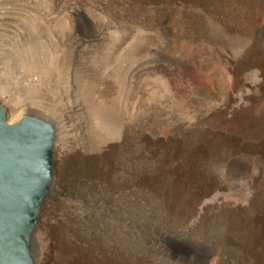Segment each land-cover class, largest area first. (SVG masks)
Returning <instances> with one entry per match:
<instances>
[{"label": "rangeland", "instance_id": "374dc122", "mask_svg": "<svg viewBox=\"0 0 264 264\" xmlns=\"http://www.w3.org/2000/svg\"><path fill=\"white\" fill-rule=\"evenodd\" d=\"M261 52L264 0H0V103L9 124L45 119L54 157L110 155L117 181L161 174L171 145L264 107L263 73L249 64ZM211 170L229 201L248 198L251 161ZM59 198L66 216L76 211L65 238L78 234V254L96 241L116 262L133 252L147 258L140 264H208L215 252L202 232L170 225L152 199L71 206ZM30 250L35 264L58 258L46 228L32 232Z\"/></svg>", "mask_w": 264, "mask_h": 264}, {"label": "bare ground", "instance_id": "6f19581e", "mask_svg": "<svg viewBox=\"0 0 264 264\" xmlns=\"http://www.w3.org/2000/svg\"><path fill=\"white\" fill-rule=\"evenodd\" d=\"M261 53L252 57L249 64L264 76V53ZM234 121L215 120L211 130L204 129L205 132L191 143L171 145L167 156L160 161L161 174L135 171L128 182L115 179L118 164L110 155L101 158L79 151L53 155L50 189L41 202L33 229L35 234L46 228L54 241L58 258L51 264H140L147 261L139 254L128 252L122 262H116L97 241L78 254L77 242H82L78 234L73 233V242L65 238V219L70 221L76 211L70 210V215L66 216L64 210L54 205V197L60 199V196L69 199L71 206L90 202L101 205L117 198L152 199L156 203L150 208L159 209L173 219L169 220L170 225H176L182 235L200 231L205 234L203 240L214 243L216 249L207 258L208 264H264V107L254 106ZM233 158L251 161L256 174L255 177L244 176L250 190L245 201H229L226 184L211 170Z\"/></svg>", "mask_w": 264, "mask_h": 264}, {"label": "water", "instance_id": "95a60500", "mask_svg": "<svg viewBox=\"0 0 264 264\" xmlns=\"http://www.w3.org/2000/svg\"><path fill=\"white\" fill-rule=\"evenodd\" d=\"M55 132L25 115L9 124L0 103V264H35L30 239L52 176Z\"/></svg>", "mask_w": 264, "mask_h": 264}]
</instances>
